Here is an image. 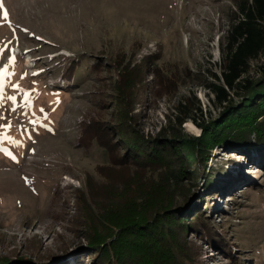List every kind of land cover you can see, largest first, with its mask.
I'll list each match as a JSON object with an SVG mask.
<instances>
[{"label":"rangeland","instance_id":"rangeland-1","mask_svg":"<svg viewBox=\"0 0 264 264\" xmlns=\"http://www.w3.org/2000/svg\"><path fill=\"white\" fill-rule=\"evenodd\" d=\"M234 6L233 0H0V21L3 18L8 24L0 23V76L13 57L21 60L25 73L18 76L21 82L5 88V93L15 96V100H8L9 121L14 125L7 134L0 135L1 255L12 257L10 250L15 249V256L27 255L41 264H82L86 260L82 257L86 250L74 252L84 240L72 234L76 205L65 200L69 193L64 187L79 186L80 175L97 176L95 165L109 163V155L95 142L88 147L77 145L78 122L87 109L89 117L94 114L107 93H99V80L106 89L116 76L106 71L113 69L108 67L103 79L91 74L80 78L70 86L58 114L49 117L56 100L43 85L52 87L58 80L63 58L85 55L100 59L103 53H110L121 62L146 65L153 54L141 83L145 91L138 94L135 105L145 134L176 123L178 105L183 101L199 104L202 117L209 119L221 107L210 101L213 92L203 82L210 77L208 70H220L224 56L221 45ZM262 64L264 53L250 61L248 73L257 75ZM13 67L19 74L17 66ZM16 84L19 88L13 87ZM171 85L175 90L167 94ZM105 112L109 114L106 109ZM181 127L193 135L200 133V128L198 134L188 130L197 128L189 119ZM6 135L10 137L6 139ZM231 154L237 153L211 149L212 158H208L206 167L210 165L211 171L224 160L222 166L229 174H216L217 183L249 170L245 160L241 165L225 164ZM250 171L255 179L264 182V170L250 167ZM200 178L194 195L202 200L211 190H203ZM246 190L251 191L244 185L232 193L229 190L220 201V214L214 213L213 217L219 227L227 229L225 223L233 218L228 229L233 236L238 227V234L246 242L254 243V238L262 241L261 252L258 247L256 252L263 261L257 264H264V203L246 200ZM70 196L71 200L75 197L72 193ZM211 199L207 200L208 213L212 212ZM198 205L205 207V203ZM29 238L32 248L27 246ZM68 244L64 253L63 246ZM202 252L203 264L233 262L229 254H222L205 241ZM51 253L55 254L49 259Z\"/></svg>","mask_w":264,"mask_h":264},{"label":"trees","instance_id":"trees-1","mask_svg":"<svg viewBox=\"0 0 264 264\" xmlns=\"http://www.w3.org/2000/svg\"><path fill=\"white\" fill-rule=\"evenodd\" d=\"M233 2L234 10L221 45L223 62L219 64V72L208 70L210 77L203 82L213 92L210 101L215 107H221L214 117L203 118L199 104L183 101L178 105L180 114L175 116L176 123L162 126L154 134L143 132L135 105L138 94L145 91L141 83L154 59L153 54L146 65L124 63L110 53H103L100 59L85 55L63 58L58 80L52 87L43 85L56 100L54 108L48 112L49 117H55L63 98L69 95L70 86L80 78L91 74L103 79L104 69L108 67L113 69L106 71L116 76L106 89L99 80V93H107L99 98L101 102L94 114L89 117L87 109L78 122L77 145L88 147L95 142L109 155V163L95 165L97 176L80 175L79 186L67 184L64 187L69 193L65 200L76 205L72 234L84 240L74 252L86 250L82 257L88 264H203V241L222 254H229L232 264L263 261L256 252L262 241L254 238V243L246 242L245 237L238 234V227L233 236L228 230L233 218L225 223L227 229L224 225L219 227L213 217L214 213L220 214V201L229 190L232 193L242 185L251 190L243 192L246 200L253 198L264 203V182L255 179L250 171V167L264 170V65L258 67L257 75L248 73L250 61L264 53V0ZM4 22L2 18L0 23ZM20 61L14 58L1 71V137L14 125L9 121V96L5 88L21 82L18 76L25 75ZM13 65L17 66L19 74ZM184 73L189 75L187 70ZM174 90L172 85L168 86L166 93ZM187 119L197 125V128L188 127L190 132L198 134L200 128L198 135L183 130L181 123ZM214 147L237 153L231 154L225 164L241 165L245 160L248 172H236L226 181L217 183L216 174L228 173L222 166L224 160L211 171L210 165L206 167ZM199 177L203 190H211L202 200L194 195ZM71 193L75 195L73 200ZM209 197L213 203L210 213L207 212ZM202 203L205 207L199 208L198 204ZM188 232L193 236L190 239ZM31 240H27L28 248L33 247ZM66 247L69 248V244L63 246L64 253ZM10 251L12 257L0 254V264L24 261L41 264L27 255L15 256V249ZM54 254H49V259Z\"/></svg>","mask_w":264,"mask_h":264},{"label":"snow or ice","instance_id":"snow-or-ice-1","mask_svg":"<svg viewBox=\"0 0 264 264\" xmlns=\"http://www.w3.org/2000/svg\"><path fill=\"white\" fill-rule=\"evenodd\" d=\"M12 60L14 61V57L12 58ZM2 87H3V84H0V88H2ZM13 87L19 88V85L16 84V85H13ZM8 99L15 100V96H9ZM13 159H15V157H13Z\"/></svg>","mask_w":264,"mask_h":264},{"label":"bare ground","instance_id":"bare-ground-1","mask_svg":"<svg viewBox=\"0 0 264 264\" xmlns=\"http://www.w3.org/2000/svg\"><path fill=\"white\" fill-rule=\"evenodd\" d=\"M11 190H12V188H11Z\"/></svg>","mask_w":264,"mask_h":264},{"label":"water","instance_id":"water-1","mask_svg":"<svg viewBox=\"0 0 264 264\" xmlns=\"http://www.w3.org/2000/svg\"><path fill=\"white\" fill-rule=\"evenodd\" d=\"M199 128V127H198Z\"/></svg>","mask_w":264,"mask_h":264}]
</instances>
